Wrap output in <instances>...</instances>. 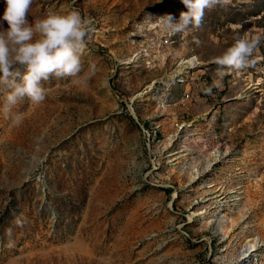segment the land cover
<instances>
[{
	"label": "rangeland",
	"instance_id": "rangeland-1",
	"mask_svg": "<svg viewBox=\"0 0 264 264\" xmlns=\"http://www.w3.org/2000/svg\"><path fill=\"white\" fill-rule=\"evenodd\" d=\"M72 8L95 20L80 74L19 126L0 112V264H264V0L179 33L159 19L181 0H33L28 19ZM238 35L254 63L218 66Z\"/></svg>",
	"mask_w": 264,
	"mask_h": 264
},
{
	"label": "clouds",
	"instance_id": "clouds-1",
	"mask_svg": "<svg viewBox=\"0 0 264 264\" xmlns=\"http://www.w3.org/2000/svg\"><path fill=\"white\" fill-rule=\"evenodd\" d=\"M187 8L180 13L178 22L171 15L159 19L160 26L171 33L199 28L205 9L227 0H181ZM33 0H5L3 20L6 29L0 25V112L13 126H19L24 114L14 111L25 98L32 105L46 99L45 81L52 77H76L82 71L81 54L86 48L87 37L95 32V20L82 16L75 8L65 13L48 12L31 22L28 12ZM259 37L251 39L235 36L234 42L214 58L218 66L242 70L251 66V59ZM213 87L219 84H205L203 93L213 94ZM160 107H166V97H157Z\"/></svg>",
	"mask_w": 264,
	"mask_h": 264
},
{
	"label": "bare ground",
	"instance_id": "bare-ground-1",
	"mask_svg": "<svg viewBox=\"0 0 264 264\" xmlns=\"http://www.w3.org/2000/svg\"><path fill=\"white\" fill-rule=\"evenodd\" d=\"M256 244H257V240H254V241L250 242V247H255Z\"/></svg>",
	"mask_w": 264,
	"mask_h": 264
},
{
	"label": "trees",
	"instance_id": "trees-1",
	"mask_svg": "<svg viewBox=\"0 0 264 264\" xmlns=\"http://www.w3.org/2000/svg\"><path fill=\"white\" fill-rule=\"evenodd\" d=\"M167 191H168V193L170 194V191H171V190H170V189H167Z\"/></svg>",
	"mask_w": 264,
	"mask_h": 264
},
{
	"label": "built area",
	"instance_id": "built-area-1",
	"mask_svg": "<svg viewBox=\"0 0 264 264\" xmlns=\"http://www.w3.org/2000/svg\"><path fill=\"white\" fill-rule=\"evenodd\" d=\"M166 37H167V35H166V32H165V34H164Z\"/></svg>",
	"mask_w": 264,
	"mask_h": 264
}]
</instances>
